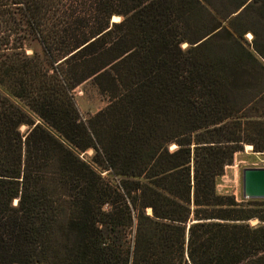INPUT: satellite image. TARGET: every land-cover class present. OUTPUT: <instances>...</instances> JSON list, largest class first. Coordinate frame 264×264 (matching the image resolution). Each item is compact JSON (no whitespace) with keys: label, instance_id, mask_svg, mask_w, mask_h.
Instances as JSON below:
<instances>
[{"label":"trees","instance_id":"obj_1","mask_svg":"<svg viewBox=\"0 0 264 264\" xmlns=\"http://www.w3.org/2000/svg\"><path fill=\"white\" fill-rule=\"evenodd\" d=\"M242 7L234 20L256 10L264 22V0ZM214 8L0 0V264H264V200L216 192L245 145L264 151V115L247 112L264 89L237 105L223 71L263 76L264 43L254 34L250 50L219 24L186 38ZM222 34L237 49L223 62L203 53ZM31 41L42 55L26 53ZM87 82L108 105L84 121L73 91Z\"/></svg>","mask_w":264,"mask_h":264},{"label":"rangeland","instance_id":"obj_2","mask_svg":"<svg viewBox=\"0 0 264 264\" xmlns=\"http://www.w3.org/2000/svg\"><path fill=\"white\" fill-rule=\"evenodd\" d=\"M239 1L240 0H212L215 8L209 9V13L208 11L197 10L189 21V27H191V29L187 31L186 38L189 40L197 38L201 34L210 30L212 26L219 24L220 29L215 32L227 28L233 33L232 27L236 30L244 31L241 41L242 44L250 50H253L254 34L256 35L258 42L264 43V22L261 20L260 12L252 10L244 17L234 20V17L244 8L242 7L238 12H234V7ZM112 21L119 22L120 18L113 17ZM210 36L204 38L193 46L205 41ZM189 46L190 44L185 42L182 43L181 48L186 49ZM25 49L27 54H33L34 52L40 55L43 54L42 48L37 42L31 41L26 43ZM236 52L237 49L231 42L230 38L224 34L220 35L218 39L212 41L203 51L208 57L221 59L222 62L227 58L229 60L230 58H233ZM223 71L226 85L228 83L227 88L237 90L238 92H236V96L237 94H240L237 98V105H243L244 101L251 97L250 95H252L253 91L264 89V75H260L261 72L256 67L245 64L244 66L239 65L234 68L228 67V69H224ZM73 93L81 117L84 121L88 120L108 105L106 98L101 95L92 82H87L76 88ZM252 108L247 111L250 116L264 115V102L254 103ZM26 131V126L21 127L22 133H25ZM175 147L176 146H172L170 150H174ZM92 156V150L80 153V157L88 161L91 160ZM245 168H264V151L255 152L252 146L250 149L245 145L244 150L235 154L232 164L227 165L224 168L223 175L217 179L216 192L219 195H232L238 203L247 201V199L243 198L242 193V171ZM102 176L106 177L113 185L122 183L121 179L108 172L102 173ZM148 213H150V210H148ZM258 223V220L250 221L251 226ZM133 237L134 231H131L127 239L130 245L133 243Z\"/></svg>","mask_w":264,"mask_h":264},{"label":"water","instance_id":"obj_3","mask_svg":"<svg viewBox=\"0 0 264 264\" xmlns=\"http://www.w3.org/2000/svg\"><path fill=\"white\" fill-rule=\"evenodd\" d=\"M242 193L247 200H264V168L243 169Z\"/></svg>","mask_w":264,"mask_h":264},{"label":"bare ground","instance_id":"obj_4","mask_svg":"<svg viewBox=\"0 0 264 264\" xmlns=\"http://www.w3.org/2000/svg\"><path fill=\"white\" fill-rule=\"evenodd\" d=\"M115 19H116V18H115ZM247 147L251 149V146H247Z\"/></svg>","mask_w":264,"mask_h":264}]
</instances>
